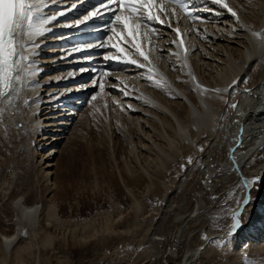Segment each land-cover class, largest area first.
Masks as SVG:
<instances>
[{
    "label": "bare ground",
    "instance_id": "obj_1",
    "mask_svg": "<svg viewBox=\"0 0 264 264\" xmlns=\"http://www.w3.org/2000/svg\"><path fill=\"white\" fill-rule=\"evenodd\" d=\"M65 1L69 5L78 4V0ZM225 2L237 13L238 19L233 18L220 5H213L210 0H190L188 8L193 11L194 16L206 19L194 20L187 15L186 11L176 9L178 14L176 21H181L179 24L181 30L185 28L188 31L187 37L183 36L178 39L177 34L167 27L168 24H171L172 29L178 28L173 15L161 16V20L164 21L163 25L159 22L144 24L137 32L138 37L147 30H156L151 34L153 38L151 51L153 48L156 49L155 55L152 53V63L155 65L156 73H158L159 66L163 69L165 75L163 79L168 86L166 89L157 88L154 83L150 84L146 79L145 70L103 59L104 55L116 54L108 51L107 37H98L99 31H108L106 21L101 20L98 25H94L93 21H90L81 31L73 29L67 31V28L61 27L74 20L82 19L87 13L89 14V3L81 6L83 10L79 14L57 17L56 21L46 25L48 29H56L43 36L35 37L34 43L37 46L28 49L25 53L30 55L31 60L34 61L30 68H26V71L35 74L23 77L24 83L21 86L18 99L11 106L8 100H0V110H3L0 114V155L7 156L10 152L15 151L20 143H28L29 146L24 148L25 151H35L30 148L29 141L35 142L36 134H38L37 139L50 135H45L50 131L49 128H55V132H60V136L66 134L67 130L62 127L68 125L70 119L65 112L75 113L73 107L84 104L86 98L73 101V99H77L74 96L77 95L76 93H82L87 88V86H83L85 80L77 79L91 67V71H95L92 76L95 88H99V93L106 96V100H108L109 94L108 101L112 102L111 110H114L113 124L109 120L107 121L109 142L114 134H116L115 137L119 134H122L123 137L120 157L124 173L119 166L121 163L119 162V164L116 158L115 161L119 166L118 176H116L123 180L124 176H127L128 180L132 179L134 184L137 183L136 186L142 185L140 179L143 178L146 182H150L146 187L149 192L157 185L155 180L158 183L163 181L162 171L165 172L175 158L183 156L186 148H193L203 140L212 141L215 147H219L225 139H228L230 142L228 148L230 170L240 177L242 184L244 179L255 180L256 183L251 187V201L246 208L243 207V201L247 197L249 189L243 186L244 195L235 210V213H244L241 217L242 226L235 234H232L231 227L225 233L237 235L235 236L237 238L240 235L245 237L253 234V241L256 238L258 241L264 232V195L261 200L253 201L256 194L255 188L258 185V179L254 175H260V169L264 170V163L262 162L254 170L251 169L254 174L249 173V176L243 171L242 166L254 149L264 143V0H225ZM56 3L57 0H46L45 11L42 10L41 14L58 16L62 11L61 8H48ZM204 9H208V11ZM258 23L260 26H257ZM58 28H64L65 32ZM253 33L259 35H253ZM78 34L91 35V37L78 39ZM108 35H110L109 31ZM173 39H176L177 43L182 39L183 46L179 48L173 46ZM29 43L33 42L29 41ZM100 44H104L106 47L101 48ZM169 52L180 55L179 57L168 55ZM59 55L60 58H65L63 61L59 59L63 63L60 65L61 67H54L52 70L50 67H45ZM127 55L131 59H136L138 63L147 64V61L131 52H128ZM178 65H183V68L181 69ZM68 66L71 68L67 69ZM72 69L78 72L77 79L73 75L59 76L60 72L66 71L67 74ZM105 72L108 74L105 75ZM246 77L253 79L248 86L243 83ZM93 83L92 87H94ZM101 84L103 85L102 89L100 88ZM91 85L90 88H92ZM49 86L54 87L49 88ZM204 89L208 91H204ZM214 89L220 91H213ZM235 90L239 91L237 93L239 98L237 97L234 102L237 107L231 109L228 121L219 134V119L224 105L227 104L226 98ZM25 100L27 103H24ZM102 102H104L103 99ZM54 104L58 107L68 106L69 108L65 112L55 111L52 108ZM17 125H22V127ZM21 134L24 136V140ZM54 137L52 134L44 144L40 142L36 146H47ZM18 139L21 141L18 142ZM60 141L56 139L54 145L59 144ZM115 143L118 144L117 141ZM31 147L34 148L35 145H31ZM55 147L52 146L48 156L47 154L41 155V161L51 160ZM123 152L130 155L129 158H125ZM210 161L208 157L205 160L206 164ZM53 162L45 161L42 164L46 167L41 168L44 171L42 178L44 177L46 181H50L53 177L52 169L56 165ZM234 162H238V168L234 167ZM42 178L39 180L41 181ZM127 179L124 180L126 184ZM143 185L142 188H144ZM129 187H127L128 191L125 188L124 191L135 196ZM136 189L138 188L134 190L136 191ZM37 190L39 191V189ZM23 192L18 194L20 196L18 198L17 194H11L12 201L6 202L10 206L14 205L12 206L15 214L10 216L7 214L8 219H5L7 224L12 225L14 232L12 234H9L8 231H3L4 234L0 232L3 235H1L3 237L1 247L5 249V261L13 254L16 257L20 256L22 248L42 247L49 240L46 238L42 241H35L39 236L38 226L41 214L38 215L37 205H30L29 197L27 198L25 191ZM36 192L35 196L39 194ZM143 192L145 193V190ZM3 202H5V197L1 199L0 203ZM7 204L3 203L0 206ZM135 204L140 206L138 201ZM0 212L4 211L0 210ZM31 214L34 215L32 219L28 217ZM196 215H198L197 211L190 213L186 219L187 223L180 226L172 238L169 237V240H165L170 243L172 249L167 253V260L163 258L164 262L160 264H194L198 260L197 258L203 254L208 244L207 241L206 244L203 243V245L186 252L183 251L181 242L184 228L189 221L195 220ZM6 223L0 222L1 231L4 230ZM27 229L33 232L32 242L26 246L19 245L22 240L21 232ZM262 239L260 241L263 244L261 248H264V237ZM4 242L5 246H3ZM179 247H181L180 250H178Z\"/></svg>",
    "mask_w": 264,
    "mask_h": 264
},
{
    "label": "rangeland",
    "instance_id": "obj_2",
    "mask_svg": "<svg viewBox=\"0 0 264 264\" xmlns=\"http://www.w3.org/2000/svg\"><path fill=\"white\" fill-rule=\"evenodd\" d=\"M257 26L260 24L258 23ZM59 59L62 60L58 56L54 61L58 65L50 66L52 62L50 61L45 67H50V70L60 67L59 63L63 60ZM69 68L71 67L68 66L67 69ZM91 70L89 67L90 74L87 75L86 70V74L76 76V79L79 78L77 80H85L83 86L87 88L82 92L83 94L78 92V95H74L77 99L73 101L86 97L85 92L88 90V95L90 92L93 94L83 109L76 114L73 124L69 125L72 128L62 125V128L67 130L66 134L60 136V132H55V128H49L50 131L47 130L45 135H50L37 139L38 134H36L35 142L29 141L32 146L35 145L34 148L30 145V148L35 151H25L24 148L28 143H20V146L7 156L0 155V171H2L0 202L5 197L3 203H10L13 198L11 194L18 195L25 191V196L29 197V204H36V211L38 215L41 214L38 226L39 236L35 241L49 239L44 246L22 248L20 256L16 257L13 254L5 261V249L1 247L2 234H4L3 231H8L9 234L14 232L12 225L7 224L6 220L7 214L13 215L15 211L13 204L0 206V210L4 211L0 212V222L6 223L4 230H0L2 232L0 233V264H160L164 262V259L167 260V253L172 249L170 243L165 240L172 238L175 231L187 223L189 214L195 211L198 213L195 220L189 221L182 232L183 251L195 249L203 243L206 244V241L208 244L194 264H264V248H261L263 245L260 242L261 239L257 241L256 238V241H253V234L245 237L240 235L237 238L235 237L237 235L225 233L231 227L232 217L244 195L240 177L229 168V140L225 139L219 147H215L212 141L203 140V143L193 148H186L185 157L183 155L178 159L175 158L165 172L162 171L161 184L155 180L157 185L149 192L146 188L149 181L146 182L143 178L140 179L142 185L147 184L143 185L144 188L141 184L137 187V183L134 184L132 179L128 180L127 176H124V180L127 179L126 184L123 179L117 177L119 166L121 170L123 169L120 157L123 137L122 134L116 137L114 134L109 142L107 121L113 122L114 110H111L112 102L107 101L102 106L103 104L97 101L98 94L94 92L99 88H95L93 80L91 82L94 87L89 82L95 72ZM252 80L246 77L243 83L248 86ZM238 92L235 90L227 97L229 99L226 98L227 104L223 106L224 110L219 119V134L228 121L233 108L231 105L237 97L239 98ZM101 97L103 99L102 94ZM85 100L86 98L84 102ZM52 108L55 110L65 107L54 104ZM69 112H65L67 116H73L71 112L68 114ZM41 123L43 124V121ZM52 134L55 136L52 138L53 142L56 139L63 140L57 145L51 144L50 147L49 145H41L45 148L36 146L40 142L44 144ZM19 141L21 140L18 139ZM52 146H56L52 151L54 159L43 158L44 160L41 161V155L48 156ZM124 155L125 158L130 156L123 152ZM207 157L211 161L206 164ZM115 159L122 165L119 163L120 165L117 166ZM189 159L192 163H189ZM45 161L56 163L52 169L51 182L42 178L44 173L42 169L45 167L42 164ZM262 162L264 163V143L254 149L242 169L249 176V173H252L251 169L254 170ZM212 165L216 166L215 170L211 167ZM122 172L124 173V170ZM206 177L211 179L212 183H208ZM254 177L260 179L257 180L258 185L255 188L256 194L253 200L257 202L264 195V170L260 169V175H254ZM127 187L135 193V196L124 191V188L128 191ZM135 188L141 191L138 189L135 191ZM35 192L39 194L35 196ZM17 195V198L20 197ZM137 201L140 206L135 204ZM33 216V214L28 215L30 219ZM32 233L28 229L21 232L22 240L19 245L30 244ZM215 235L219 236L214 238Z\"/></svg>",
    "mask_w": 264,
    "mask_h": 264
},
{
    "label": "snow or ice",
    "instance_id": "obj_3",
    "mask_svg": "<svg viewBox=\"0 0 264 264\" xmlns=\"http://www.w3.org/2000/svg\"><path fill=\"white\" fill-rule=\"evenodd\" d=\"M190 0H105L103 5H107L104 12H111L112 20L108 24V31L110 35L107 36L108 51L115 52V55H104L105 61L123 63L131 67L140 68L147 73L146 79L150 84L160 89H166L167 83L163 77L156 78L158 73L155 72V65L149 59V55L137 41V32L144 24H152L159 22L161 25L164 21L161 16L175 15L176 7L187 12V15L194 20H204L206 18L196 17L193 11L188 8ZM213 5H220L222 9L233 17L238 19L237 13L233 11L225 0H210ZM46 6V0H0V100H8L10 106L18 99L21 86L24 83L23 77L34 75L35 73L27 72L26 68H30L34 61L31 60L30 55H26V51L34 48L37 45L34 43L35 37L43 36L50 29L46 25L52 21L57 20V16H44L42 10ZM115 8L117 11H112ZM208 11V9H204ZM100 14L99 9L91 11L85 15L83 19L78 20L77 24H82L85 21L91 20ZM60 15H65L64 11ZM167 27L174 31L177 36H180L179 28L172 29L171 24ZM155 29L152 32L155 33ZM253 35H259L253 33ZM32 41L33 43H29ZM101 48L106 45L100 44ZM173 46L179 48L183 46V40L179 43L173 41ZM127 51L133 52L138 57L142 58L145 63H138L136 59H131L126 54ZM163 51V50H160ZM168 55H176L179 53H167ZM186 63V61H185ZM181 69L183 65H178ZM108 73L105 72V75ZM193 79H195L193 77ZM103 88V85H100ZM204 91H208L204 89ZM213 91H220L214 89ZM24 103H27L25 100ZM231 107L236 108V104ZM3 110H0L2 114ZM22 127V125H17ZM203 151V149H201ZM235 155V152H233ZM189 163H192L189 159ZM214 170L215 165L211 166ZM234 167L238 168V162H234ZM208 183L212 180L205 178ZM259 179V178H257ZM255 180H243V186L249 189L247 197L243 201V207L251 201V187L255 184ZM244 213L237 212L232 217L233 223L231 225L232 234L242 226L241 217Z\"/></svg>",
    "mask_w": 264,
    "mask_h": 264
}]
</instances>
